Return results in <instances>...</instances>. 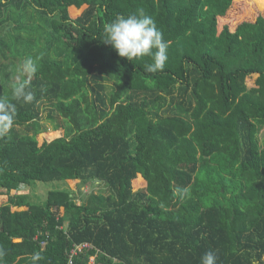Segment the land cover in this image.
<instances>
[{"label":"trees","instance_id":"16d2710c","mask_svg":"<svg viewBox=\"0 0 264 264\" xmlns=\"http://www.w3.org/2000/svg\"><path fill=\"white\" fill-rule=\"evenodd\" d=\"M232 3L0 0V100L16 105L0 137V264H67L83 243L75 264H201L209 251L264 264V14L220 22ZM121 15L155 21L162 70L103 42ZM25 57L31 103L12 96ZM43 122L62 135L39 144ZM53 181L102 189L21 192Z\"/></svg>","mask_w":264,"mask_h":264},{"label":"clouds","instance_id":"9594fccd","mask_svg":"<svg viewBox=\"0 0 264 264\" xmlns=\"http://www.w3.org/2000/svg\"><path fill=\"white\" fill-rule=\"evenodd\" d=\"M102 40L110 45L119 57L126 58L128 61L150 57L152 62L145 66V71L149 73L162 70L168 59V43L163 39V34L156 27L155 21L149 16H117L112 22L104 25ZM17 72L19 75L12 96L15 100L31 103L34 100V95L26 89L30 84V76L36 72L34 59L25 57L18 66ZM25 75L29 78H20ZM15 116L16 105L7 100H0V137L7 135L14 123ZM0 255L3 253L0 252ZM41 258L39 254H35L32 261L35 264ZM201 264H216L215 253L213 251L206 252L201 257ZM252 264H258V262L254 259Z\"/></svg>","mask_w":264,"mask_h":264},{"label":"rangeland","instance_id":"374dc122","mask_svg":"<svg viewBox=\"0 0 264 264\" xmlns=\"http://www.w3.org/2000/svg\"><path fill=\"white\" fill-rule=\"evenodd\" d=\"M255 3V0H233L232 8L228 12L225 19H221L220 22H225L229 24H234L242 20H252L256 15H263V7H260ZM256 76H250L246 79V85L248 87L254 86V81ZM42 128L45 129L49 136H38V143L42 141H50L56 137L62 135V133H52V127L49 123L43 122ZM264 137V126L261 127L257 138L259 141ZM102 189V186L93 182L82 186L78 181L75 182H62V181H53L47 183H37L34 188H23L21 192L27 193L30 196L32 202L42 203L46 200L47 194L53 190H67L74 193L76 196L87 195L89 193H98ZM104 192V191H103ZM106 194V193H105ZM78 203V202H77Z\"/></svg>","mask_w":264,"mask_h":264},{"label":"built area","instance_id":"2783aa9c","mask_svg":"<svg viewBox=\"0 0 264 264\" xmlns=\"http://www.w3.org/2000/svg\"><path fill=\"white\" fill-rule=\"evenodd\" d=\"M42 246L44 243L41 244ZM92 246L88 243H83V244H78L74 245L71 250L69 251V256H68V262L67 264H75L74 263V258H76L80 253H82L84 250L91 249ZM89 264H104V263H98L97 262V256H93L89 259Z\"/></svg>","mask_w":264,"mask_h":264}]
</instances>
